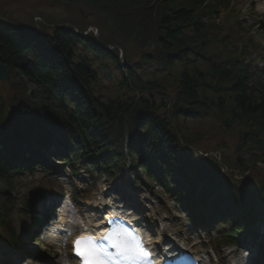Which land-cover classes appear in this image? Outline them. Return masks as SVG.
Here are the masks:
<instances>
[{"label":"trees","instance_id":"1","mask_svg":"<svg viewBox=\"0 0 264 264\" xmlns=\"http://www.w3.org/2000/svg\"><path fill=\"white\" fill-rule=\"evenodd\" d=\"M43 1L91 12L99 35H80L82 17L71 25L41 12L34 13L43 20L33 21L34 13L0 9V62L8 71L0 82L6 86L0 93V224L12 246L23 244L10 225L9 193L19 186L17 176L36 168L49 173L42 149L55 143L63 151L54 155L73 163L65 155L72 151L74 161L100 175L123 177L126 167L135 177L143 172L188 211L197 192L202 212L234 224L231 241L264 214V168L255 171L257 162L264 164V75L240 60L258 48L252 26L239 24L236 34L225 0ZM150 67L154 72L144 77L140 71ZM99 69L117 84L111 96L100 89ZM206 117L227 132L237 129L238 152L256 149L248 153L250 165L224 155L228 150L219 163L204 156L208 149L196 146L200 137L190 139L179 124Z\"/></svg>","mask_w":264,"mask_h":264},{"label":"rangeland","instance_id":"2","mask_svg":"<svg viewBox=\"0 0 264 264\" xmlns=\"http://www.w3.org/2000/svg\"><path fill=\"white\" fill-rule=\"evenodd\" d=\"M229 3V8L233 12L232 24L233 31L239 34L238 27L242 26H254L251 29V33L254 36V40L258 43V48L252 51L249 55H245L244 58H239L242 62L249 64V70L251 73H262L264 75V34L258 36L259 33L264 32V0H225ZM0 9H6L11 11L13 15H19L20 17H26L21 13L27 11L28 13L41 12L53 16L51 20L70 22L73 25L79 22V17H82L86 23L87 31H94L96 36L99 35L98 29L94 26V17L91 12H87L82 8H76L73 5L66 4H47L43 0H0ZM46 12V13H45ZM51 18V17H50ZM42 21L39 15L35 13L32 15L33 21ZM27 22V21H26ZM218 25V23L215 22ZM238 25V26H237ZM104 35H106L104 33ZM116 41V40H115ZM118 48V44H114ZM120 58L123 59V52L121 49ZM130 58L136 60L137 53L130 56ZM98 65V62H96ZM153 67L149 69L151 71L145 72L144 77L148 76L151 72H154ZM111 71L115 76L114 68ZM101 74L100 89L107 95L111 96L116 90L117 84L113 83L105 77V70L99 69ZM159 71L156 72V76L159 75ZM264 84V76L259 77ZM31 87L32 84L30 83ZM6 86H0V93H4ZM7 95V94H5ZM181 129L188 133L190 139H194L195 136H199L201 141L196 143V146L203 147L208 150H215L216 156H223L224 152L228 150V154L233 157H238L246 165H250V156L248 153L256 152V149L252 148L251 151H237V138L235 136L236 128L233 132H227L220 128L219 123L211 118L206 117L197 120H179ZM196 134V135H195ZM211 146L212 148H208ZM51 165L54 163L50 162ZM255 171L258 174L260 170L264 168V164L257 162ZM60 165L55 173L45 174L40 171H34L32 175L17 176L16 181L19 186L15 188V192L11 194V226L15 230L17 237L26 242L28 247L25 248V252L29 251L36 259H40L41 262L46 263L50 260H55L58 253L53 247L46 243V239L43 243H39L34 240L33 236H36L39 230V226L34 225L31 215L33 213L36 218V212H47V206L49 202L41 203V199H58L63 194H71L73 199V205L78 208L82 214H92L95 211L90 210L92 204L90 201L96 199L99 195L103 194L105 198H110L111 195L118 193L134 210L138 215L143 218V224L147 226V230L155 242L158 238V233L162 227H168L170 221L178 220V224L173 228H182L183 234L192 233L196 236V240H191L190 243L196 241H204L202 245L197 243L194 248L208 252V256L212 259L214 264H218L220 255H216L213 249H219L225 252H232V258L230 263L235 259L237 264L242 256V252L245 248H253V245L257 243L261 234L264 236V215L256 217L258 220L253 224L251 229L243 231V234L239 238L231 243L226 237V233L230 232L231 225L224 222H217L216 218L206 217L204 223L206 227L195 226L191 224L190 218L185 215L184 208L181 207L174 197L165 193V191L157 186L154 182H150L144 176L143 172H140L136 178H131L133 172L131 170L126 171V177L120 181H114L115 174L111 176H97L96 174L90 176L86 169V165L77 163L71 167H62ZM257 168L259 171H257ZM252 169V168H251ZM237 174H240L237 172ZM35 188L41 191L43 194H33L32 190ZM36 195V196H35ZM50 196V197H49ZM244 198V195H242ZM0 199H3L1 197ZM30 210L31 212H27ZM194 212H198L194 208ZM26 211V212H25ZM38 219V218H36ZM41 219V218H40ZM35 221V220H34ZM31 223L33 225L31 226ZM203 226V225H202ZM198 227H201L199 229ZM205 228L206 231L202 229ZM32 233V235H31ZM0 234L2 236V243L4 248L8 251V256L4 257V264H38L30 261L26 257L25 252H14L8 247V235L4 227L0 226ZM45 234V233H44ZM192 236V235H191ZM193 236V237H194ZM211 252L213 254H211ZM264 259V258H263Z\"/></svg>","mask_w":264,"mask_h":264},{"label":"clouds","instance_id":"3","mask_svg":"<svg viewBox=\"0 0 264 264\" xmlns=\"http://www.w3.org/2000/svg\"><path fill=\"white\" fill-rule=\"evenodd\" d=\"M89 203L94 213L82 214L70 204L59 215L58 228L42 234L58 253L56 264H162L141 217L120 194H101ZM242 256L246 259L247 251Z\"/></svg>","mask_w":264,"mask_h":264},{"label":"bare ground","instance_id":"4","mask_svg":"<svg viewBox=\"0 0 264 264\" xmlns=\"http://www.w3.org/2000/svg\"><path fill=\"white\" fill-rule=\"evenodd\" d=\"M90 210H96V209L92 205ZM58 223H59V221L57 219V221L53 222V224L50 226H56L58 228ZM177 224H178V220H177V218H175L174 221H170L168 227H164L162 229V231L159 233V238L156 242L155 248L160 252L166 251V252H171V253L176 252V251L181 253V251L184 249L189 250L194 255H196V258L200 261V264H206L204 262V260L207 257L206 253H200L199 254L196 251H194L192 249L193 247L190 246V244L186 243V241H188L192 237H189V235H186L184 237H180L181 235H183L182 228H177V229L173 228ZM50 226H48V228ZM169 233H171V235H169ZM47 234L50 235V233H48V232H47ZM2 239L3 238L0 234V264H4L2 259L5 256H7V254H8L7 249L4 248V246H3ZM217 253L220 255L219 264H231L230 258H232V252H228V253L225 252L224 253V251L218 250ZM243 260H244V258H243ZM55 262H56V260H54L53 263L55 264ZM244 263H245V260H244ZM26 264H30V263L27 262ZM208 264H212L210 259H208Z\"/></svg>","mask_w":264,"mask_h":264},{"label":"water","instance_id":"5","mask_svg":"<svg viewBox=\"0 0 264 264\" xmlns=\"http://www.w3.org/2000/svg\"><path fill=\"white\" fill-rule=\"evenodd\" d=\"M8 77V72L3 63L0 62V81H4Z\"/></svg>","mask_w":264,"mask_h":264}]
</instances>
